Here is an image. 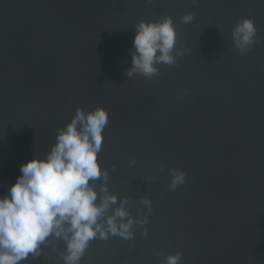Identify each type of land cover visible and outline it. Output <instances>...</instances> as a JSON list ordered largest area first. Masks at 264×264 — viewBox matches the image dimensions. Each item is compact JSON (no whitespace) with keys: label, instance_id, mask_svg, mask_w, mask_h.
I'll return each instance as SVG.
<instances>
[{"label":"water","instance_id":"1","mask_svg":"<svg viewBox=\"0 0 264 264\" xmlns=\"http://www.w3.org/2000/svg\"><path fill=\"white\" fill-rule=\"evenodd\" d=\"M165 16L188 51L129 78L134 24ZM245 17L257 40L241 54L232 30ZM97 106L110 191L134 216L144 197L153 211L147 235L93 240L80 264H163L177 251L179 264H264V0H0V196L77 108ZM170 169L186 174L174 191ZM63 247L23 264H63Z\"/></svg>","mask_w":264,"mask_h":264},{"label":"clouds","instance_id":"2","mask_svg":"<svg viewBox=\"0 0 264 264\" xmlns=\"http://www.w3.org/2000/svg\"><path fill=\"white\" fill-rule=\"evenodd\" d=\"M194 18L188 12L181 21L190 23ZM134 28L131 67L125 73L129 78L141 75L151 79L159 74V65L172 66L188 51L177 46L170 16L142 19ZM232 39L239 53L250 51L257 40L254 20H239ZM107 123L108 112L103 106L88 111L77 108L70 122L58 129L48 153L21 165V174L0 196V264H23L29 254L35 259L46 248L56 251L60 242L64 244L63 264H80L93 240H131L137 230L147 235L151 200L140 199L147 212L134 216L129 199L108 187L109 171L99 160ZM130 163L135 165V160ZM169 171V190L174 191L184 184L186 174L179 169ZM181 257L179 251L169 253L163 264H179Z\"/></svg>","mask_w":264,"mask_h":264}]
</instances>
